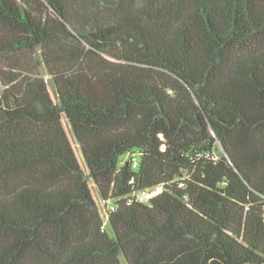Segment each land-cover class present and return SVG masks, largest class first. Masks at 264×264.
Here are the masks:
<instances>
[{
  "label": "trees",
  "instance_id": "obj_1",
  "mask_svg": "<svg viewBox=\"0 0 264 264\" xmlns=\"http://www.w3.org/2000/svg\"><path fill=\"white\" fill-rule=\"evenodd\" d=\"M0 83V264H264V0H0Z\"/></svg>",
  "mask_w": 264,
  "mask_h": 264
},
{
  "label": "rangeland",
  "instance_id": "obj_2",
  "mask_svg": "<svg viewBox=\"0 0 264 264\" xmlns=\"http://www.w3.org/2000/svg\"><path fill=\"white\" fill-rule=\"evenodd\" d=\"M42 75L46 78V80H48V82L51 84L52 86V81L50 79V75L48 74L46 69H43ZM1 86V83H0ZM129 157V155H124L121 157V161L122 163ZM161 191V187L157 188V189H153V190H148V191H144L141 193V197L143 198V200L146 202L148 201L151 197H153L154 195H156L157 193H159Z\"/></svg>",
  "mask_w": 264,
  "mask_h": 264
},
{
  "label": "built area",
  "instance_id": "obj_3",
  "mask_svg": "<svg viewBox=\"0 0 264 264\" xmlns=\"http://www.w3.org/2000/svg\"><path fill=\"white\" fill-rule=\"evenodd\" d=\"M148 191V190H147ZM144 192V191H143ZM146 192V191H145ZM142 193V192H141ZM141 193H140V198L143 200V198L141 197Z\"/></svg>",
  "mask_w": 264,
  "mask_h": 264
}]
</instances>
